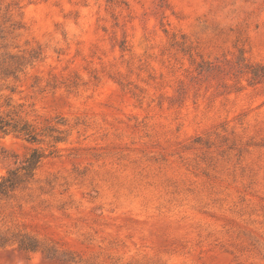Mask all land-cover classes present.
<instances>
[{"label": "rangeland", "instance_id": "rangeland-1", "mask_svg": "<svg viewBox=\"0 0 264 264\" xmlns=\"http://www.w3.org/2000/svg\"><path fill=\"white\" fill-rule=\"evenodd\" d=\"M0 116V264H264V0H0Z\"/></svg>", "mask_w": 264, "mask_h": 264}, {"label": "trees", "instance_id": "trees-1", "mask_svg": "<svg viewBox=\"0 0 264 264\" xmlns=\"http://www.w3.org/2000/svg\"><path fill=\"white\" fill-rule=\"evenodd\" d=\"M8 125L9 124L6 123L4 119L0 116V131L6 132ZM25 131H26L25 132L26 135H28L32 139H35V136L31 130L27 129ZM41 158H42V155L38 151H35L33 154H31V156L26 159L25 161L26 164L22 167V169L25 170V174L33 175V171L38 166V163L40 162ZM16 172H10L8 176L3 177L2 181H0V191L3 189L1 192H4V190L8 188L10 190L15 188L16 181H15V177L13 176V174H15ZM19 246L21 249H24L27 251H30V250L33 251V250L38 249V245H35L30 242H26L24 240L20 242Z\"/></svg>", "mask_w": 264, "mask_h": 264}]
</instances>
